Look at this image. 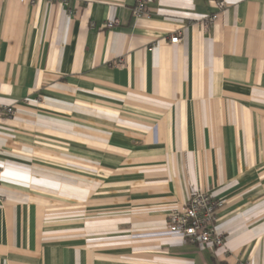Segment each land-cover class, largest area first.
<instances>
[{"label":"crops","instance_id":"0c3cea01","mask_svg":"<svg viewBox=\"0 0 264 264\" xmlns=\"http://www.w3.org/2000/svg\"><path fill=\"white\" fill-rule=\"evenodd\" d=\"M135 5L0 0V264H264V0Z\"/></svg>","mask_w":264,"mask_h":264},{"label":"built area","instance_id":"2783aa9c","mask_svg":"<svg viewBox=\"0 0 264 264\" xmlns=\"http://www.w3.org/2000/svg\"><path fill=\"white\" fill-rule=\"evenodd\" d=\"M154 0H136L133 9L135 16L146 14L149 5ZM220 8L225 6L224 1L218 3ZM215 15L203 19L204 27L207 23L215 19ZM118 23L117 20L109 22L110 25ZM171 42L177 43L181 40V33L171 36ZM6 113L11 116L14 113L12 107L5 109ZM2 169L0 168V177ZM222 201L214 198L207 192L197 190L189 198L185 207L173 210L168 216V227L170 231L180 233L192 242H198L211 247H221L224 245V236L216 231V222L218 220V209Z\"/></svg>","mask_w":264,"mask_h":264}]
</instances>
